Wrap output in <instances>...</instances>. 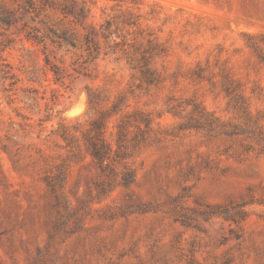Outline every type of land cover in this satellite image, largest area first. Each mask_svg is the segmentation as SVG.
Segmentation results:
<instances>
[{"label": "rangeland", "instance_id": "rangeland-1", "mask_svg": "<svg viewBox=\"0 0 264 264\" xmlns=\"http://www.w3.org/2000/svg\"><path fill=\"white\" fill-rule=\"evenodd\" d=\"M71 1L0 0V264H264V0Z\"/></svg>", "mask_w": 264, "mask_h": 264}, {"label": "trees", "instance_id": "trees-1", "mask_svg": "<svg viewBox=\"0 0 264 264\" xmlns=\"http://www.w3.org/2000/svg\"><path fill=\"white\" fill-rule=\"evenodd\" d=\"M46 3H49L50 0H45ZM62 13L67 17H72L73 21L76 24L84 25L87 18L89 17L90 11L86 7V5H78V3L73 0L68 4H65L62 7ZM104 25H102V28ZM107 28H104V30H109ZM109 33V35H108ZM97 33H95V30L92 28L89 29L87 34L85 35V44L87 46V50L93 51V49L98 50V43L95 40ZM103 35L107 38L111 36L110 32H103ZM64 36L67 37V35L64 33ZM65 37V38H66ZM95 124L97 127H95ZM99 131H96V134L93 137H89V148L92 152V155L95 159L99 161V163L103 166L107 159L110 158V149L108 148L104 135L102 130V124L100 125V122L96 121L94 122V129ZM63 138L66 140V142L69 144V140L71 138V131L69 127L63 128Z\"/></svg>", "mask_w": 264, "mask_h": 264}]
</instances>
